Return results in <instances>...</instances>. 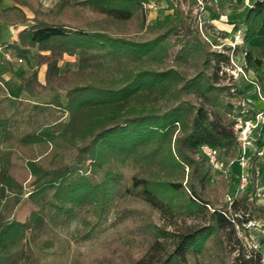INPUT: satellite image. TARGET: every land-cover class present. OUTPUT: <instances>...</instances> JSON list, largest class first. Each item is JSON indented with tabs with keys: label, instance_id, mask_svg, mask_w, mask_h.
<instances>
[{
	"label": "trees",
	"instance_id": "16d2710c",
	"mask_svg": "<svg viewBox=\"0 0 264 264\" xmlns=\"http://www.w3.org/2000/svg\"><path fill=\"white\" fill-rule=\"evenodd\" d=\"M10 1L12 17L28 24L4 50L22 62L36 50V62L31 68L2 61L28 97L47 99L33 103L26 118L51 108L67 118L19 134L15 118L0 109V264H47L34 246L43 251L58 244L53 227L80 213L85 231L79 240L135 215L129 233L145 246L135 256L125 245L106 241L105 255H74L68 264H261V251L253 258L237 232L252 220L264 229V207L254 196L264 159L250 156L249 182L230 204L219 206L200 150L207 145L222 160L237 155L228 100L241 93L222 72L229 55L212 51L197 29L196 0H187V9L180 6L186 0H165L169 12L151 23L143 0H57L48 12L40 0ZM200 1L209 20L218 19L215 8L223 0ZM230 23L242 28L244 71L264 72V0H248ZM65 55L76 56V69H61ZM42 65L43 83L37 77ZM57 93L61 97H53ZM258 112L264 115V107ZM263 133L264 123L255 145ZM33 146L43 149L39 160L24 162L33 177L27 200L35 208L22 222L7 220L2 208L23 193L22 182L9 173L12 156ZM134 199L172 229L155 223L145 208L132 210Z\"/></svg>",
	"mask_w": 264,
	"mask_h": 264
},
{
	"label": "rangeland",
	"instance_id": "374dc122",
	"mask_svg": "<svg viewBox=\"0 0 264 264\" xmlns=\"http://www.w3.org/2000/svg\"><path fill=\"white\" fill-rule=\"evenodd\" d=\"M5 1V2H4ZM10 1V0H0V41H7L9 40V36H11V31L10 28H8L6 25V22H17L20 27H23L24 25L28 24L26 23H21L20 19L18 17H15L13 15L12 11H8L5 8V4ZM57 0H40L41 3V9L42 11L48 12L51 7L54 5V3ZM230 4H228V10L229 11H221L222 8L224 10L225 7H217L216 12L218 13V19H214L212 21L209 20V10L208 9H201L203 7V2L200 4L198 0H196L195 6L192 8V13L194 16H196L195 21L197 24V29L200 32H203L204 34L207 35H216V33L221 34L222 36H226L225 32L222 30H219L216 26L218 25L220 21L222 23L226 21L227 17V23L230 24V21L233 20L235 17V11H238L239 9L241 10L244 5L248 2V0H242V5H239L237 2L238 0H228ZM153 2L156 3V9L151 11L150 17L147 18V23H151L158 15L163 16L165 13H168L169 10L166 9L167 4L165 0H153ZM187 0L186 1H181L180 6L183 9H187ZM209 5H211V2L214 3V0L208 1ZM12 5V4H11ZM226 7V8H227ZM233 9V11H232ZM25 12L27 16H31L32 14L25 9ZM234 12V14H233ZM221 18V19H220ZM206 23V24H205ZM16 24V25H17ZM16 25H9V26H16ZM212 25L210 28L207 26ZM202 27V28H199ZM200 32L202 38L204 39V36ZM234 33L230 34L233 35ZM16 39V38H15ZM204 41H207L204 39ZM240 41V42H239ZM231 40L228 39V41L223 42L222 44H217L219 46L218 48H215L210 45L208 42V45L212 51H216L219 49H224L226 50L225 52L227 54L232 53V47H231ZM214 43V42H212ZM239 43V44H238ZM238 46L237 44L235 47H239V51L236 52V48L233 50V56H234V61L236 62V58H242L244 51L241 50L242 46V36L238 40ZM217 49V50H215ZM32 57H30L32 65L31 68H34L35 62H36V50H32L31 54ZM28 55V56H29ZM236 57V58H235ZM3 56L0 54V76L2 73H5L6 71H12L10 66H6L5 63L2 61ZM28 59H24L23 62H15L13 61V64H17L21 67L25 66L27 64ZM62 61V62H61ZM59 64L61 65L62 70L66 67L69 66L68 68L73 69L75 68V62L70 63L69 61H72L70 57H64ZM3 62V63H1ZM3 64V66H2ZM45 65H42L38 68L37 72V77L38 80L43 83L44 78L42 75V70L41 68L44 67ZM263 70V69H262ZM13 76H11L12 78ZM237 81L239 80L240 83H242L243 79L240 77L239 79H236ZM236 80H234L233 84L236 85ZM251 86V85H250ZM236 89H238L236 87ZM251 90V89H250ZM53 97L59 98L61 97L58 93L54 94ZM249 100L255 105L256 108H261L264 107V103H262L260 97L256 94H249L248 95ZM247 98H244L241 94L236 97V98H229V105L232 104L233 106H236L237 103L244 101L247 105ZM47 99H34L28 97L22 90L21 92L18 90V88H12L9 84L4 83L0 79V109L4 110L6 114L13 116L15 118L13 122V127L14 131L20 133L27 132L29 130H32L36 127L44 126L47 125L51 122H53L55 119L58 117H62V119L66 120L67 115L66 114H60V112H57L54 108L52 109V113L49 112H40L38 110H33L34 112L31 113L32 118L29 120L26 117L29 115V110L30 107L33 105V103H38L42 101H46ZM238 108V107H237ZM13 111V112H12ZM12 112V113H11ZM36 112V113H35ZM12 117V118H13ZM42 148H39L38 146H33L31 149L27 148L24 149L21 155L18 151L12 156V166L9 171L10 175H12L15 179H17L19 182H22L23 184V193L19 197V201L15 205H5L2 208V213L4 217L7 220H16L22 222L25 217L29 214L30 210L34 209L35 206L33 205L32 202L27 200V195L28 192L31 190V182L33 180V177L30 176L29 172L26 170L24 166L25 159L29 158L31 160L37 161L39 160L40 156L42 155ZM237 156V155H236ZM234 156V159L236 158ZM67 158V157H66ZM219 158V157H218ZM69 158H67L68 160ZM220 159V158H219ZM230 159H226L223 161H227ZM222 160V159H220ZM249 161L246 166V168L242 169L241 166H239L237 163V170H239L238 178H236V173L231 165L228 168L227 173H221L218 171L213 172L210 168L211 172V177L212 180L210 182V187H215L216 189V195H215V201L217 202L216 204L219 206L223 205H228L229 200H227L228 197L231 198L238 197L242 191L240 190L241 182L243 180V177L247 179V183L249 182V176L250 173L248 171L249 168ZM260 161H263L261 158ZM210 167V166H209ZM256 172V169H255ZM256 175H259V172H256ZM256 191H264V177L261 178L259 181L258 187ZM256 204L257 205H262L264 207V197L263 198H257L256 197ZM132 210H139L141 208H145L152 213V217L155 223L158 225H161L165 227L164 223L165 221L162 220V218L157 214V212L152 209L149 205L146 203L142 202L139 199H134L131 202L130 205ZM82 218L83 214L80 213L79 215L75 216L72 220H70L66 224H60L57 226L53 227L52 234L57 238L58 244H55L51 249L48 250H39L38 246H34V249L36 253L40 256V258H44V261H46L47 264H68L74 255H78L80 258H83L84 260H88L92 257L100 256V255H105L107 250L105 249L104 242L106 241H112L113 244L117 245H125L124 247H127L130 249L135 256H139L140 253L142 252V249L144 248V244L138 241L136 238H134L130 233L129 229L133 226V224L137 221V216L132 215L130 216L124 223L110 228L109 230L103 232L102 234L93 236L92 238L88 240H79L78 238L84 233L85 227L82 224ZM188 224L191 222H187ZM262 224L259 221H250L249 223L247 222L245 225L246 231L238 229L237 236L242 242L243 248L248 253H251L253 258H256V253L257 251H261L262 253V260L261 264H264V242L261 243L260 239L261 237H264V229L261 228ZM167 228V227H165ZM168 230H171L172 227H168ZM62 250L63 253L61 256L58 254L60 253L59 251ZM47 252H50V255H46ZM53 253V254H52ZM236 264H244L241 262H238Z\"/></svg>",
	"mask_w": 264,
	"mask_h": 264
},
{
	"label": "built area",
	"instance_id": "2783aa9c",
	"mask_svg": "<svg viewBox=\"0 0 264 264\" xmlns=\"http://www.w3.org/2000/svg\"><path fill=\"white\" fill-rule=\"evenodd\" d=\"M198 2L201 4L200 0H198ZM141 6L146 13V17H150L151 11L156 9V3L153 2V0H143L141 2ZM199 28H202V27H199ZM201 33L204 36V39L207 40V42L210 45L211 44L212 46L214 45L213 47L215 48L219 47L217 46V44H220V43L222 44L223 42L228 41V39L231 40L230 43L233 49H232V53L228 54L230 64L222 68V72H224L227 75V83L228 82L233 83L234 80L240 77L245 78L246 75L244 72V67H245L244 61L243 62L241 61L240 64H237L234 61V56H233V50L234 48H236L235 45L238 43V40L241 37V33L237 32L230 36H227V35L222 36L219 33H216V35L210 34L206 36V34H204L203 32ZM4 49H5V46L0 45V54L3 56L5 60L11 61V62L16 61L18 63L22 62L21 58H13ZM225 51L226 50L224 49L217 50V52H220V53H224ZM230 105H231V111L229 113V116L234 121L232 130L236 138V141L238 143L236 158L223 161L218 158V154L216 150H214L213 148L207 145H204V144L200 146V150L206 156L211 170L213 172L215 171L221 172L222 174L227 173L228 168L234 163H237L239 166H241L242 169L246 168L250 156L254 155L258 159H261V158L264 159V133H263L262 142L260 145H255V142H254L255 133H257V130L264 123L263 113L255 112L252 114L249 106L244 101L237 103L236 106H233L232 104ZM256 172L258 173V168L256 169ZM246 185H247V179L243 177L239 191H243ZM263 195L264 193L262 191H256L254 194V196L257 198H263L264 197ZM227 200H229L228 204H230L231 203L230 197H228Z\"/></svg>",
	"mask_w": 264,
	"mask_h": 264
},
{
	"label": "crops",
	"instance_id": "0c3cea01",
	"mask_svg": "<svg viewBox=\"0 0 264 264\" xmlns=\"http://www.w3.org/2000/svg\"><path fill=\"white\" fill-rule=\"evenodd\" d=\"M5 2V1H4ZM12 2L11 1H8L6 4H5V8L8 7V6H11ZM223 4L225 7L224 10L222 8L221 11H229L228 10V4L229 1L228 0H223ZM227 7V8H226ZM25 11V9H24ZM233 11V9H232ZM240 9L238 11H235V16H232L231 17H237L240 13ZM27 13V12H26ZM234 14V12H233ZM221 19V18H220ZM226 21H227V17H226ZM225 21V23L222 21H220L219 23H217L218 25L216 26L219 30H222L223 32H225V35L227 36H230V34L232 33H237V32H242V28L239 26V24L235 23V24H226L227 22ZM8 28H10V31H11V36H9V40L7 41H0V45H6L10 42H12L13 40H15L19 30L22 28L19 26V24H17L16 26H9V25H6ZM30 57H32V55H29L27 56L26 58L28 59L27 61V64L31 67L32 65V62H31V59ZM64 57H70L72 61H69L70 63L72 62H75V68L71 69V70H74L76 69V56H69V55H65ZM63 57V59H64ZM241 61L243 62L244 61V58L242 57L241 59L240 58H236V63L237 64H240ZM62 62V61H61ZM3 63V62H1ZM245 63V61H244ZM255 64L257 65L258 68H262V61L259 60V59H255ZM3 66V64H2ZM4 67V66H3ZM69 66H66L65 68H68ZM62 69V68H61ZM70 69V68H69ZM42 70V75L44 74V71H45V66L41 68ZM245 72V75L246 77L243 78V81L242 83H240V81L236 80V87L238 88V90L240 91L241 95L244 97V98H247V103H248V106L250 108V111L253 113L255 112H258L260 111V108H256L255 105L249 100L248 98V95L249 94H256L260 97L262 103H264V72L263 71H259V72H252L251 70H248V71H244ZM12 76V71H6L5 73H2L1 76H0V79L6 83V84H9L13 89L15 88H18V84L11 78ZM43 78H44V75H43ZM239 79V78H238ZM40 81V80H39ZM41 82V81H40ZM251 85V86H250ZM251 89V90H250ZM18 90L21 92V90L18 88ZM262 108V107H261ZM264 193V191H262ZM264 196V195H263Z\"/></svg>",
	"mask_w": 264,
	"mask_h": 264
}]
</instances>
